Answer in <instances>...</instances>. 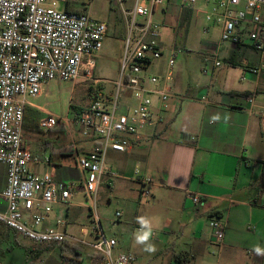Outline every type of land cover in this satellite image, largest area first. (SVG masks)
<instances>
[{
    "label": "built area",
    "instance_id": "1",
    "mask_svg": "<svg viewBox=\"0 0 264 264\" xmlns=\"http://www.w3.org/2000/svg\"><path fill=\"white\" fill-rule=\"evenodd\" d=\"M77 1L0 0V165L5 169L0 192L5 208L0 210V225L39 247L69 242L87 245L96 254L91 257L92 264H132V254L114 257L115 239L105 238L99 231L96 198L101 185L111 188L118 177L107 162L108 153L125 152L132 136L163 123L174 51L165 48L160 40L166 11H156V7L164 3L176 6L179 20L184 12L198 7L203 12L202 30L217 28L218 39L203 56L202 73L221 68L226 59L248 48L257 54V63L242 59L241 66L245 72L258 75L264 71V0H113L120 9L125 31L118 80L113 82L115 95L113 90L105 94L102 84L107 81L92 78L109 24L93 18L86 8H71ZM97 1L102 0L90 3ZM163 53L167 60L162 79L149 74L148 69ZM80 79L93 82L88 89L93 96L88 106L77 111L72 120L49 113L38 120L39 129L47 131L62 123L70 136L71 127H75L90 144L89 149L82 150L72 141L71 162L63 166L78 172L79 179L57 181L49 158L32 155L23 144L24 112L26 107L40 110L31 99L44 94V84L52 80L74 84ZM122 91L130 103L120 102ZM256 98L252 92L242 101L252 108ZM261 100L264 102V97ZM32 165L48 170L36 173ZM135 174L140 195L149 196L151 178L138 171ZM77 193L89 202L95 231V240L89 243L56 227L41 228L53 206H74ZM189 199L194 205L200 202L197 195H189ZM114 216L119 218L120 212ZM207 224L213 243L221 244L225 224L216 219Z\"/></svg>",
    "mask_w": 264,
    "mask_h": 264
},
{
    "label": "crops",
    "instance_id": "2",
    "mask_svg": "<svg viewBox=\"0 0 264 264\" xmlns=\"http://www.w3.org/2000/svg\"><path fill=\"white\" fill-rule=\"evenodd\" d=\"M212 44L208 46L209 49ZM242 59L255 64L257 54L252 49L245 48L226 59L223 66L239 67V71L235 79L225 71L222 91L215 93L207 89L184 97L179 94L180 86L169 79L167 89L170 97L162 109L163 123L154 129H143L132 136L131 146L125 152L108 153V164L114 160L132 161L135 167L142 166L141 176H152V183L147 186V190L153 189L154 201L163 202L167 209L175 203L182 210L188 209L189 214L182 225L187 228V243L177 250L172 247L173 261L169 264H264V254L254 251L256 246L264 249V102L261 100L264 97V71L258 75L245 72L241 66ZM228 60L233 61L234 66ZM252 92L257 94V98L256 106L250 108L249 103H244L242 99ZM34 105L42 110L40 105ZM46 113L53 114L45 111L42 112L43 116ZM215 115H219L220 120L210 122ZM61 125L67 131L64 124ZM74 132L78 135H69L63 147H71L74 141L80 149H89L90 144L80 136L79 130L75 128ZM144 142L145 147H150L148 150L140 148ZM30 153L38 156L35 152ZM44 157L49 158V154H44L41 158ZM51 164L55 167L54 178L57 181L79 179L80 174L75 170L66 168L63 164L58 168ZM154 164H157L155 170ZM110 168L114 173V168ZM31 169L36 173L48 170L42 165H32ZM148 172L151 174L148 175ZM123 177L128 180L127 176ZM4 181L3 167L0 192ZM129 182L136 184L139 192V185L135 180L131 178ZM108 189L116 190L114 182ZM189 195L199 196V204L194 205ZM77 206L74 203L72 207ZM54 207L45 217L41 228L67 226V221L60 218ZM4 208L5 205L0 200V210ZM69 208L61 210L64 217L68 216ZM211 219L225 224L223 240L219 245L214 244L211 238V230L207 224ZM98 227L103 234L100 220ZM162 229L170 232L171 223L166 221ZM6 233L9 230L0 225V243ZM82 233L88 234V231L81 228V235ZM14 244L4 247L6 252H1L0 264L31 263L23 246L18 242ZM123 254L132 253L119 251L115 256ZM75 259L76 264L82 263L80 255L76 254ZM135 262L134 256L132 264Z\"/></svg>",
    "mask_w": 264,
    "mask_h": 264
},
{
    "label": "rangeland",
    "instance_id": "3",
    "mask_svg": "<svg viewBox=\"0 0 264 264\" xmlns=\"http://www.w3.org/2000/svg\"><path fill=\"white\" fill-rule=\"evenodd\" d=\"M76 10L86 8L89 14L98 20L106 21L109 24V31L104 38L102 48L96 59V67L93 71L92 78L107 81L103 83L105 94L115 95L113 82L118 80L120 61L124 49V25L120 18V9L113 4V0H102L91 2L90 0H78L70 5ZM58 10H61V4H58ZM163 8L165 12L162 28L159 30L160 40L163 46L174 51V59L172 66V83L180 86L179 94L187 97L201 90L209 89L210 92L222 91L223 73L227 71L232 78H236L239 67H225L214 69L208 74L202 73L203 56L209 50L208 46L218 39V30L210 26L207 32L202 30L203 12L198 7H195L190 12L189 22L186 28H181L180 20L178 19L177 8L174 5L164 3L158 9ZM163 16H160V18ZM167 55L163 53L162 57L154 62L149 69V74L163 78L166 69ZM92 81L80 79L74 84L59 80H52L44 84L41 96L31 99L34 104L40 105L42 110L40 113L47 111L59 117H66L72 120L76 113L75 108L86 107L90 104L92 93L89 92V87L92 86ZM101 85V84H100ZM121 103H130L125 91L119 94ZM70 105L75 108H71ZM32 113L33 110H28ZM44 114H42L43 116ZM40 116V117H42ZM27 127L22 128V138L25 146L30 152H35L42 157L48 155L50 148H62L66 143L70 133L63 131L62 125L59 123L54 129L41 131L37 128H31L32 132L26 131ZM67 130V129H66ZM73 136H77L75 127H71ZM45 141H50L52 144H47ZM142 143L141 149L148 150L150 147L144 146ZM108 162V161H107ZM110 166L114 169V173L119 177L114 180L116 190L108 189L101 185L96 198V214L99 216L102 232L105 238H115L116 246L112 254L115 256L117 252H131L136 257L135 264H169L173 261L172 247L177 250L182 248L188 240V232L184 224V219L189 214L188 209L182 210L177 203L170 209H167L163 202H157L153 199V189H150V195H139L137 185L129 182L131 178H136L135 171L141 175L142 166L131 161L122 162L118 160L109 161ZM157 164H154L153 169H156ZM148 175L151 173L148 172ZM3 175V166L0 165V179ZM123 176H127L128 180ZM152 178V176H150ZM118 187V189H117ZM73 203L78 204L77 207H70L68 216L64 217V208L55 206L58 210L60 218L67 221V226L58 225V229L78 239H84L86 242H92L95 234L93 233V221L89 215V202L81 194H76L73 197ZM116 211L121 212V217L116 219L114 214ZM139 217L147 218L152 224L153 235L150 243L155 246V251H144L143 245L135 243L134 234L140 229L137 222ZM166 221L171 223L172 229L170 232L164 231L162 227L166 225ZM98 224V223H97ZM81 228L88 231L87 236L81 235ZM181 230V231H180ZM23 247H31L29 241L19 237L9 231L0 243V254L6 252L8 245L14 243ZM78 247L81 250V264H91L90 260L95 252L87 245H78L75 243H62L61 247ZM36 247V246H35ZM3 250H2V249ZM43 249L38 259H31L29 264H68L61 257L59 247L49 246ZM46 249V250H44ZM72 249V248H71ZM75 250H79L74 248ZM69 256V255H67ZM28 264V263H27ZM76 264V263H75ZM96 264H101L98 261Z\"/></svg>",
    "mask_w": 264,
    "mask_h": 264
},
{
    "label": "trees",
    "instance_id": "4",
    "mask_svg": "<svg viewBox=\"0 0 264 264\" xmlns=\"http://www.w3.org/2000/svg\"><path fill=\"white\" fill-rule=\"evenodd\" d=\"M189 18H190V13L189 12H184L182 14V18L180 20V26L181 28H186L188 22H189ZM229 64L232 66H234V62L231 61V60H228ZM71 108H75L74 106L70 105ZM76 109V108H75ZM28 110H33L32 113H30ZM76 111H79V109ZM40 116H42V113H40L39 111L37 110H34L30 107H26L25 109V112H24V117H23V126H26L27 129L26 131L27 132H32L31 128H37L39 129L38 127V120L40 118ZM41 130V129H39ZM64 130V129H63ZM50 131V130H49ZM47 144H51L50 141H45ZM23 144L25 145V143L23 142ZM52 146V144H51ZM71 157H72V151H71V147L68 146V147H62V148H54V146H52L50 148V151H49V161L53 164H55V166L58 168V167H61V164L63 165H66V164H70L71 162ZM61 160H62V163H61ZM66 244V243H64ZM44 247H49V246H44ZM55 247V246H53ZM57 247V246H56ZM59 249H60V254H61V257L63 259H65V261H67L68 264H75L76 262V259H75V255H81V250L78 248V247H64L61 245L58 246ZM23 250L25 251L26 253V256L33 259V260H36L39 258L41 252L43 251V249H40L39 247H22ZM72 248V249H71ZM74 248H77L79 250H75ZM69 255V256H67Z\"/></svg>",
    "mask_w": 264,
    "mask_h": 264
},
{
    "label": "clouds",
    "instance_id": "5",
    "mask_svg": "<svg viewBox=\"0 0 264 264\" xmlns=\"http://www.w3.org/2000/svg\"><path fill=\"white\" fill-rule=\"evenodd\" d=\"M219 120H220V116L215 115L211 118L210 122L215 123ZM225 120H227V117H225ZM137 222L140 225V229L134 234L135 243L138 245H143L144 251L146 252L155 251V246L152 243H150L151 237L153 235L151 222L145 217H139ZM254 251L257 254H264V249H262L259 246H256L254 248Z\"/></svg>",
    "mask_w": 264,
    "mask_h": 264
}]
</instances>
